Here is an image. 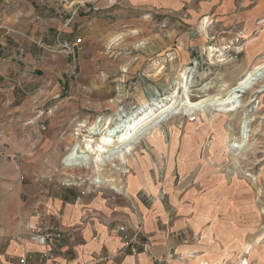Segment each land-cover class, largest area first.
I'll list each match as a JSON object with an SVG mask.
<instances>
[{
  "label": "rangeland",
  "instance_id": "rangeland-1",
  "mask_svg": "<svg viewBox=\"0 0 264 264\" xmlns=\"http://www.w3.org/2000/svg\"><path fill=\"white\" fill-rule=\"evenodd\" d=\"M70 2L80 15H90L111 5L110 0ZM106 16L111 21L115 18L113 14ZM137 16L140 21L148 23L146 30L133 25L113 32L106 39L96 38L88 42L80 33L74 36V41L82 39L81 50L76 61L66 56L69 70L57 84L62 98L66 95L69 99L59 108L56 107L58 102L54 101H47L42 107L46 111L41 117L46 119L47 124L60 109L63 115L57 116L61 131L28 132L34 140L41 141L34 148L25 149L29 150L28 154H24L28 161L27 164L19 162L16 181L41 185L45 189L56 187L83 192L87 182L80 185L77 177L98 176L95 163L90 162L86 168L70 169L69 173L74 177L71 179L76 183L71 186H67L70 178L67 179L61 172L64 168L59 170L74 143L83 138L88 142L90 138L88 128L81 127L80 123L85 121L90 125L98 120L103 124L105 119L119 113L122 119H126L142 109L143 101L166 103L177 97L183 102L187 96L196 101L223 95L227 90L224 82L234 83L246 67L252 68L264 62V49L256 52L257 46L253 44L255 40L260 41L261 35L264 36V30L253 41L252 37L247 39L239 35L229 38L225 29L205 17L188 23L181 18L170 21L162 14ZM118 36L123 37L115 46L111 45ZM95 53L102 55L103 59L94 60ZM184 71L185 78L188 77L186 88L179 84ZM27 74L37 75V72H27L23 77L25 82L34 79L26 78ZM54 89V84H48V87L42 84L35 89L24 86L21 91L27 96L46 94ZM258 90L264 91V87ZM140 95L143 101H140ZM241 100L252 101L245 108L249 111L247 119H250L247 120L240 111L224 113L210 109L205 116L200 110H183L165 122L163 135L154 131L150 137H145L128 155L125 163L119 162L121 169L117 170L109 164L100 171L104 179L111 180L94 192H116L111 189L112 186L123 192L122 178L133 171L134 162L146 156L153 163L152 172L160 182H164L168 158L167 154L157 150L153 138L167 145L173 141L175 148H172L170 157L177 155L181 159L184 155V159L192 157L198 139V163L188 176L186 188L193 186L192 189L204 195L208 209L204 207L202 212L206 210L210 219L199 233L190 235L185 229L174 232L180 241H192L195 245L194 251L182 258L175 252L168 255L170 259L180 257L182 264H246V261L247 264H264V92L254 95L252 91H247ZM51 109L54 110L50 113ZM247 122L248 129H258L259 134L253 135L249 141L256 147L248 152L247 159L236 158L233 146L240 142L241 132L248 130ZM180 137L184 138L182 157L176 153ZM57 151L60 152L59 157L55 156ZM38 152L39 155L36 154ZM19 155H22V150ZM172 176L176 186L183 181L177 168L173 169ZM8 180L0 178V186H6ZM8 185L5 191L0 190V255L14 239L27 237V226L30 224L23 214L26 199H16ZM165 195L163 190L159 192L160 197ZM145 236L151 246L150 253L153 243L148 235Z\"/></svg>",
  "mask_w": 264,
  "mask_h": 264
},
{
  "label": "crops",
  "instance_id": "crops-1",
  "mask_svg": "<svg viewBox=\"0 0 264 264\" xmlns=\"http://www.w3.org/2000/svg\"><path fill=\"white\" fill-rule=\"evenodd\" d=\"M110 2L109 7L97 9L93 14L80 15L70 0H0V178H9V185L6 184L16 199H26L23 214L27 223L33 225L37 222L35 210L42 206L44 213L59 223L63 234L45 245L27 234L23 240L14 239L0 255L2 264H21L23 257L26 259L24 264H89L98 255H110L107 264H182L181 258L194 251L195 245L192 241H180L174 232L185 229L190 235L199 233L210 219L206 210L202 212L204 207L208 209L204 195L192 189L193 186L186 188L188 176L198 163V139L192 157L184 159V138L180 137L176 153L183 156L181 159L177 155L170 157L175 148L173 141L167 145L161 140L155 141L154 137L157 150L167 154L165 181L158 180L152 172V161L142 156L133 163V171L122 178L123 192L112 187L116 192L75 193L16 181L19 162L27 164L28 161L24 154L29 150L25 149L34 148L41 141L34 140L28 132L61 131L57 116L63 115L60 109L48 124L41 117L47 101L58 102L56 107L59 108L69 99L66 95V99L62 98L57 86L69 70L66 55L53 51L58 39L74 41L77 33L87 42L106 39L113 32L133 25L146 30L148 23L140 21L137 16L145 13L162 14L170 21L181 18L188 23L204 17L212 19L226 30L229 38L239 35L247 39L252 37L254 41L264 30V0ZM107 14H113L115 18L111 21ZM253 44L257 46L256 52L263 50L264 36ZM98 59L103 57L95 53L94 60ZM249 69L246 67L236 82H224V86L228 89L235 85ZM29 71H36L37 75L33 80L24 81V86L35 89L42 84L46 87L54 84L55 89L46 94L24 96L22 89L11 79H24L22 76ZM139 99L143 101V96L140 95ZM21 150L22 155H19ZM59 154L57 151L55 156L59 157ZM174 168L183 179L178 186L172 176ZM7 185H1L0 190L5 191ZM161 190L166 193L163 197L159 196ZM122 224L131 232L142 224L143 234L148 235L153 243L151 252L120 253L123 242L118 228ZM172 252L181 258H168Z\"/></svg>",
  "mask_w": 264,
  "mask_h": 264
},
{
  "label": "bare ground",
  "instance_id": "bare-ground-1",
  "mask_svg": "<svg viewBox=\"0 0 264 264\" xmlns=\"http://www.w3.org/2000/svg\"><path fill=\"white\" fill-rule=\"evenodd\" d=\"M122 37L123 36H118L113 39L111 45L115 46ZM185 76L186 71L181 73L179 84L186 88L188 77L185 78ZM263 87L264 62L254 65V67H252L235 85L225 90L223 95L202 98L196 101L191 100L187 96L183 102L179 101L177 97H173L169 101L167 100L168 102L166 103L158 101L150 103L149 101H143L142 109L135 114L132 113V115L126 117V119H122L123 116L119 113L113 118L105 119L103 124L98 120L90 125L86 124L84 121L80 123V125L81 127L88 128L90 138L87 140L88 142H85L84 138H78L81 140L74 143L71 151L66 155L63 165H81L87 167L90 162H93L96 165L98 174L95 178L101 180L102 183H107L111 179H104V177H102L100 171L103 170V167L110 164L117 170L121 169V167H119V162L125 163L128 155L136 149L137 145L140 144L145 137H150L154 131L163 135V125L170 121L171 118L177 116L181 111L200 110L205 116H207L210 109L224 113H237L240 111L244 113L247 119L249 111L245 110V108L248 107L252 101L243 102L241 99L247 91H252L254 95L264 92L258 90ZM248 123L249 122H247V124ZM246 128H249V124ZM256 134H259L258 129H248L241 132L240 142H237L238 145H236L237 143L234 144V146L232 145L236 151L233 153L236 158H248V152L251 150L253 151L256 147L255 143L251 144L249 141L251 137ZM227 150L229 151L230 149L227 147ZM256 150H258V148H256ZM116 162H118V164ZM248 175L250 174L248 173ZM112 187L116 190H120L115 186Z\"/></svg>",
  "mask_w": 264,
  "mask_h": 264
},
{
  "label": "built area",
  "instance_id": "built-area-1",
  "mask_svg": "<svg viewBox=\"0 0 264 264\" xmlns=\"http://www.w3.org/2000/svg\"><path fill=\"white\" fill-rule=\"evenodd\" d=\"M81 44L82 39L80 38L74 42L58 39L56 46L53 48V51L66 55L68 58L71 59V61H76L78 53L81 50ZM34 76L35 75L33 74H27L26 78L32 79L34 78ZM23 77H25V75H23L22 78ZM11 81L24 90L25 79H11ZM62 168H64V171L61 172L65 174L67 179L70 178L71 180V182L67 186H71L76 183H73L71 179L74 177L70 175V169L84 168V166H63L59 168V170ZM95 177L96 175H91L89 177L87 176V178L85 179H82L81 175L77 177L78 180H80V185L82 183L87 182V188L83 190L84 192H94L102 186L103 183L101 182V180H97ZM22 179H24V177H22ZM35 215L37 217V222L33 225L28 224L27 226V234L31 239L41 245H45L50 240L61 238L63 236L59 223L53 217L49 216L48 214H45L42 206L37 207V209L35 210ZM118 231L121 234V239L123 242V246L120 250V253L136 255L140 252L150 251L151 246L149 241H147L146 236L143 234L142 224H139V226L136 227L133 232H131L126 225L122 224L119 226ZM110 258V255H98L94 257L89 264H107ZM25 262V257L20 259L21 264H24Z\"/></svg>",
  "mask_w": 264,
  "mask_h": 264
}]
</instances>
